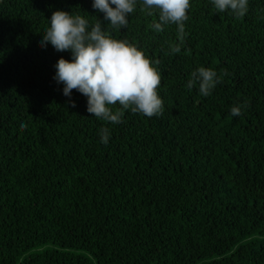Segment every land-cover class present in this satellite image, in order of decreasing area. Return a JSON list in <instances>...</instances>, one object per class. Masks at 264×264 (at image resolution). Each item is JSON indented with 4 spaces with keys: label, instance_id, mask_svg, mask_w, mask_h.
Returning <instances> with one entry per match:
<instances>
[{
    "label": "trees",
    "instance_id": "trees-1",
    "mask_svg": "<svg viewBox=\"0 0 264 264\" xmlns=\"http://www.w3.org/2000/svg\"><path fill=\"white\" fill-rule=\"evenodd\" d=\"M92 4L0 0V264H264V0L243 18L191 0L183 36L140 6L111 29ZM56 10L159 61L163 115L109 124L76 90L73 108L53 78L71 53L40 43ZM201 66L208 97L187 87Z\"/></svg>",
    "mask_w": 264,
    "mask_h": 264
},
{
    "label": "clouds",
    "instance_id": "clouds-1",
    "mask_svg": "<svg viewBox=\"0 0 264 264\" xmlns=\"http://www.w3.org/2000/svg\"><path fill=\"white\" fill-rule=\"evenodd\" d=\"M211 3L217 13L243 18L249 10L250 0H211ZM138 6L150 14H158V22L154 24L157 32L174 24L183 36L191 0H93L92 4L104 14L106 21H110L111 29L126 28L130 15ZM49 22L40 43L45 49L50 44L57 52L71 53V59L61 57L55 64L53 78L63 85V94L73 108L77 106L72 99L73 90H76L87 97V111L109 124L123 123L127 110L149 118L163 115L164 100L158 91L162 84L159 61L153 62L138 45L114 38L97 18L93 24L85 15L56 10ZM180 51V46L172 48L173 53ZM220 82L216 70L201 66L192 72L187 87L192 89L199 85L200 94L208 97ZM117 103L121 108L114 111ZM245 107L233 106L231 115L242 116ZM26 126L21 125L22 128ZM100 136L101 142L108 145L111 129L102 128Z\"/></svg>",
    "mask_w": 264,
    "mask_h": 264
}]
</instances>
